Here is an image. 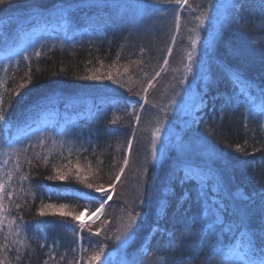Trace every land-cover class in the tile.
I'll return each instance as SVG.
<instances>
[{"label": "trees", "instance_id": "16d2710c", "mask_svg": "<svg viewBox=\"0 0 264 264\" xmlns=\"http://www.w3.org/2000/svg\"><path fill=\"white\" fill-rule=\"evenodd\" d=\"M197 2L199 0H190L193 4ZM145 3L146 0H14L10 6H5L0 11V78L4 80L0 92L5 93L6 107L10 96L5 89L16 88L19 83L24 82L29 73V65L32 75V80L26 88L19 90L23 95L11 97L13 102L8 108V116L15 123L9 131H0V149L9 146L19 148L26 145L29 140L35 143L41 135L46 138L43 148L37 145L34 150L29 148L27 154L33 159L34 164L39 165L38 167L30 168L23 156L20 157L21 171L28 173L31 179L21 184L14 174L13 180L7 182L15 185L17 189L21 186L25 189L14 192L12 197L15 203L22 205V208L16 209L13 206L6 214L8 218H16L17 224L21 223L19 217L25 222L19 235L13 234L7 241L12 248V251L7 253L8 256L14 258L15 249L17 247L21 249L23 254L21 264L25 261L28 264H43L48 258L46 253L49 252L50 246H55V260H50L49 264H56L61 255L66 259L60 264H67V260L79 256L80 243L74 242L75 233L79 231L78 221H72L70 216L61 217L59 214L41 218L37 215V210L41 202L57 205L64 203L69 205L66 211H84L87 208L89 211H86V214L90 215L98 206L94 198L99 194L85 188L74 179L68 181L44 179L46 175L52 174L51 165L45 167L41 161L36 160L33 153L49 155L54 162L59 163L57 159L61 150L59 142L72 141L75 143L74 152L75 148L81 145L88 147L87 152L81 153L79 162L82 170L84 167H91L93 175L89 176V179L92 182L103 183L107 187L114 178V171L118 170L112 168L114 158L115 161L122 163L123 151L120 149L126 148V141L133 133L131 124L134 121L125 113L129 110V103H135L139 98L125 89L112 85L109 81L89 82L78 77L88 74L95 68L105 72L114 61L118 65L128 64L129 72L124 78L127 79V76L131 75L134 81L144 79L145 73L154 75V72L159 70L163 57L167 54V47L171 43L170 35L175 31L174 16L170 7L167 12L159 10L166 7L164 5H155L152 9L145 10L142 7ZM259 4L260 0H248V5L239 13V18L224 25L209 65H206L204 70L197 66L196 79L190 77V83L194 84L198 94L197 105L199 96L207 92L205 98L207 107L201 105V111L192 112V107L187 106L183 112L178 108L173 109L170 114V122L167 123L170 135L167 138L164 156L149 165L148 196L144 205L147 220L144 227L136 231L126 246L129 258L135 256L137 264H162L163 257H167V264H174L181 256H191L193 264H201L205 259L206 249L199 247V236L202 235L200 224L192 228L191 244L179 243L186 233L188 224L183 215H177L173 211L175 199H172L173 207L167 210V218L161 221V227L175 234L172 247L167 246V238H161L159 233L154 237H148L150 226L159 215L156 211L157 196L170 170L177 171L179 175H183V171H180L183 169L202 176L216 177L225 186V196L229 193L242 192L255 197L261 187L258 181L264 176V131L261 130L260 124L264 121H261L257 114L256 119L248 121V130L245 129L244 115L248 105L243 97L235 95L236 90L227 79V70L234 69L241 72L255 86L264 88V21L260 18ZM68 6H71L70 15L62 18L58 9ZM185 15L182 13L181 31L169 57L167 71L162 72L161 76L153 81L155 88L149 91V101L155 102L158 106L168 102L173 88L182 93V87L173 76L183 75L180 57L182 49L188 44L186 37L190 35L186 31ZM210 15H215V10H212ZM62 19L70 24L69 37L64 46L46 45L37 48L42 43L46 44L44 34L33 42L24 43L23 35L38 27L55 25ZM205 23L207 27L208 22ZM205 34L204 30H201L202 38ZM141 48L145 49L143 54L140 52ZM36 49H39L42 55L39 58L33 56L30 61L25 62L23 55L30 54ZM136 60H142L144 63L139 65L131 63ZM100 62H103V67ZM5 65L9 66L8 72L3 70ZM173 68L179 71L174 73ZM120 70L123 71L122 68ZM229 96L233 97L232 103L226 104ZM117 102L118 108H114L113 105ZM145 108L147 110L141 113L142 120L136 128L130 163L121 182L115 187L113 199L106 205L112 232L118 226L117 218L123 216L124 200L131 201L137 194L135 187L138 183L137 169L147 154L150 129L157 114V109L149 105ZM47 111H56L58 119H54L52 125L41 126L39 116ZM62 114H65V117H62ZM117 116L121 119L116 124H111L110 121ZM205 129H213L217 134L209 135ZM73 131L76 135H71ZM53 140L57 143L53 144ZM246 140L248 141L246 151L253 154L242 155L235 152V146L244 145ZM91 145H95V154ZM66 148L67 144L65 155ZM255 148L261 151L254 152ZM4 159H9L7 165L2 163ZM71 159L73 164H76L77 157L73 155ZM100 160L103 164L99 163ZM15 161V156L7 158L0 155V167L5 172L15 167ZM41 185L45 187L35 190L36 186ZM30 186L35 190L34 200L26 191ZM212 186L213 182L210 181L205 189L209 199L213 196ZM199 188V183H188L183 187L177 185L174 188L175 197L178 198L185 189L195 194ZM5 190L12 191L7 185ZM8 203L5 196V204ZM189 206L191 211L187 214L188 218L193 215L199 216V204L195 201L191 205L185 204V208ZM104 218L102 215L90 225L95 229ZM41 220L47 223L37 229L36 224ZM7 225L6 219L4 232L0 233V243L5 242L4 233L8 231ZM84 236L87 238L90 233L85 231ZM146 237L150 240L151 248V254L148 255L138 253ZM91 239L95 241L102 239V236ZM15 240L21 243L14 244ZM221 243L225 250L231 247L234 243L233 235L231 233L224 235ZM41 244H45V247L41 248ZM84 245L87 246V239ZM108 245L106 252L113 251L114 245L111 242H108ZM74 248L75 254L72 251ZM13 264H16L14 259Z\"/></svg>", "mask_w": 264, "mask_h": 264}, {"label": "snow or ice", "instance_id": "6c2138e0", "mask_svg": "<svg viewBox=\"0 0 264 264\" xmlns=\"http://www.w3.org/2000/svg\"><path fill=\"white\" fill-rule=\"evenodd\" d=\"M14 0H0V11L3 10L5 6H10ZM155 5H164L161 11H169V7L174 16V27L175 31L170 35V41L167 47V54L163 57V63L159 66V70L154 72V75L144 74V79L134 81L132 76H127L125 79V74L129 72V65H118L115 61L108 66V70L101 72L100 68L92 69L88 74L81 75L78 78L82 81L89 82H104L109 81L112 85H116L119 88L125 89L128 93L134 94L139 99L135 103H129V110L125 113L127 116L132 117L134 123L131 124L133 128L132 136L126 141V148L120 150L123 151L122 163L115 161L112 165L114 171V178L105 187V184H96L89 179V176L93 175L91 167H84L79 162L80 155L83 152L88 151V147L81 145L78 148L75 147V143L72 141L61 140L60 152L57 157L59 163L54 162L49 155H41L40 153L34 152V156L37 161H41L45 167L51 165L50 175H46L44 179L48 181H68L75 180L77 183L82 184L85 188L98 193L99 195L95 197L96 204L93 211V215L97 213L102 214L105 218L100 221V226L93 229L92 226L86 225L84 223H79V231L75 233L76 241L80 243L79 256L78 258L67 260V264H137V259L135 256L129 258V254L126 251V246L129 240L133 238L136 231L143 228L145 221L147 220V214L145 212L144 205L146 204V197L148 196V174L150 171L149 165L160 160L164 156L165 149L168 144V140L165 139L169 129L166 124L169 123V117L172 113L173 106L177 104L176 97L180 95V92L175 88L172 90V95L166 104L158 106L155 102L149 101V91L155 88L153 83L157 77L161 76L162 72H166V66L169 65V57L173 53L174 45L177 42V35L181 31L182 27V13H185L184 20L186 21L185 27L187 33L188 44L182 49V55L180 57L181 68L183 71L182 76H173L174 80H178V83L183 87L186 82L190 83V77L196 79L197 73L195 71L196 67L199 66L201 70L205 69L206 65H209L212 54L214 53L216 46L219 43L221 31L225 24L231 23L239 18V13L248 5V0H226V2H221V0H199V2L193 4L190 0H146V3L142 5L145 10L152 9ZM71 6L61 7L58 12L62 18H67L70 15ZM215 10V15H210V12ZM260 18L264 21V0H260L259 4ZM195 13V15H193ZM255 17L253 16V20ZM208 26L206 27V23ZM247 24L248 21H245ZM190 24V26H188ZM201 30L206 33L203 38L201 36ZM247 31V28L245 29ZM127 39V38H126ZM55 47V45H53ZM143 54L145 52L144 48L140 49ZM42 52L36 49L32 53H26L23 55V60L28 62L34 56L39 58ZM117 60H119V54H117ZM99 62V61H98ZM101 67H103V62ZM133 64H142V60L132 61ZM123 69L121 71L120 69ZM3 70L5 72L9 71V66L5 65ZM172 71L178 72L179 69L173 68ZM227 79L233 85L236 90L235 95L237 97H243L244 102L248 105L246 114L244 115V127L248 130V121L256 119L257 114L261 121H264V88H259L254 85V83L246 79L241 72L234 69L227 70ZM32 80L31 75V65H29V73L27 74V79L19 83L16 88L5 89L8 93L10 99L7 101L8 107H6L5 93L0 92V131H9L14 126V121L9 119L8 108L12 104L11 97H21L23 95L20 89L26 88ZM4 80L0 78V87H3ZM107 87V85H104ZM134 89H136L134 91ZM207 92H203L199 96V104L196 105V111L202 110L200 107H207L206 101ZM233 97L229 96L226 99V104L232 103ZM118 103L113 105L114 108H118ZM146 105H149L153 109H157V114L155 115V124L150 129V143L148 145V152L145 155L141 166L137 169L138 171V183L135 186L137 188L136 196L131 200H124L125 207L122 209L123 216L117 218L119 223L115 231L112 232L109 225L108 213L106 210V205L109 201L113 199V192L117 183L121 182L122 176L125 173L126 168L130 163V154L132 151L133 143L136 136V128L142 120L141 113L146 111ZM239 105L237 104V107ZM221 119L223 118V112L221 111ZM121 117L110 121L111 124H116ZM260 128L264 131V123L260 124ZM147 130V129H146ZM209 135L217 134L213 129H205ZM254 132L255 129H252ZM67 134V132H66ZM71 135H76L73 131ZM90 136L92 133L90 132ZM79 139V137H78ZM53 144L57 141L53 140ZM89 140V144H90ZM248 141H245L244 145L237 144L235 146V152L242 155H252L253 153H248L246 151V145ZM46 144V138L41 135L35 143L31 140L26 145L21 147L9 146L7 148L0 149V155L11 158L16 157L15 167L13 169L4 171L0 167V233L4 232V221L8 220V231L4 233V243H0V264H13V259L16 264H21L23 259V254L21 249L17 247L15 249V256L10 257L7 253L12 251L7 241L9 238L15 234L19 235L22 227H24L25 222L22 217H19L21 223H16V218H8L6 215L11 211V207L16 209H21L22 205L20 203H15L12 200L13 193L16 191H25L21 186L19 189L15 185L7 183L12 181L14 174L23 184V182L29 181L31 179L30 175L26 172L21 171V160L20 157L23 156L24 160L27 162L29 167H38V164H34L33 159L29 158L28 151L29 148L33 150L39 145L41 148ZM67 144V155H65V145ZM93 154H95V145H91ZM261 151L259 148H255L254 152ZM77 157L76 164L72 162V156ZM87 159V157H84ZM4 165L9 163V159H4L2 161ZM103 164V161H99ZM183 175H179L177 171L170 170L165 178V181L161 185V190L156 200V211L159 213L157 219L150 226L148 232V237H154L156 234H160L161 238H167V246L172 247L175 242V234L173 231L161 227V221L167 218V210L173 207L172 199H175V206L173 211L177 215H183L185 217V222L188 224L186 233L181 238L179 243L184 245L186 243L191 244L192 242V228L200 224L202 227L200 229L202 235L199 236V247L201 249H206L205 259L201 264H264V176H261L259 183L261 185L257 195L253 197L250 193L244 194L242 192L229 193L227 196L224 195L225 186L216 177L202 176L192 173L187 170L181 169ZM5 177L7 178L5 180ZM213 182L211 199L208 198V192L205 191L209 182ZM188 183H199L200 188L194 194L192 191L185 189L182 194L176 198L175 197V186L179 185L183 187ZM6 185L11 188L12 191L6 192ZM40 187L36 186L35 190ZM35 190L30 186L26 191L32 195L33 200L35 199ZM5 196L9 203L5 204ZM50 198V197H49ZM171 198V199H170ZM199 204V216L193 215L188 218L187 214L191 211V207L185 208V204L191 205L193 202ZM227 201H230L227 202ZM27 203V201H25ZM69 209V205L61 203L59 205L53 203H43L41 202L37 215L41 218L46 216H53L59 214L61 217L70 216L72 221H80L81 216L85 214L89 209L84 211H66ZM231 217V219H227ZM99 219V216H97ZM47 223V221H38L36 224L37 229L40 228L42 224ZM15 225V227H13ZM225 229L227 232H225ZM87 231L90 233L89 237H85L84 233ZM231 233L233 235L234 243L231 247L222 245L221 239L224 235ZM102 239L92 240L91 237H101ZM148 237L145 238L141 248L138 253L145 255L151 254L150 240ZM87 239V246L84 245V241ZM108 242L114 245L113 252H106L108 248ZM14 244H19L21 241L15 240ZM41 248L45 247V244L40 245ZM54 247H49V252L46 253L47 259L43 261V264H49L50 260H55ZM73 253H76V249H72ZM115 253V255H114ZM30 255V254H29ZM116 256H119V261L117 262ZM66 257L61 255L56 264H60L64 261ZM24 264H28L27 261ZM162 264H167V257L162 258ZM174 264H193V258L191 256H181Z\"/></svg>", "mask_w": 264, "mask_h": 264}, {"label": "rangeland", "instance_id": "374dc122", "mask_svg": "<svg viewBox=\"0 0 264 264\" xmlns=\"http://www.w3.org/2000/svg\"><path fill=\"white\" fill-rule=\"evenodd\" d=\"M221 2H226V0H221ZM69 25L70 24L68 23V21L62 19V20H59L58 23H56L55 25L44 26L45 30H44L43 26L38 27L35 30H33L32 32H29L28 34L23 35L22 39L24 40V43H26L27 41L33 42L37 37H40L41 35L44 34V35H46V37H44L46 44L42 43V45L41 46L39 45L37 48H41L42 46H46V45H49L50 47H53V45H55L56 47H62L66 44V42H67L66 40L69 37L68 36L69 35L68 34L69 33L68 32ZM71 28L72 27H70V29ZM70 29H69V31H70ZM179 89H180V87H179ZM197 99H198V94L195 91L194 84L193 83H186L182 87V93H180V95L176 97L177 104L173 106V109L181 108L182 112H183L184 110L187 109V106H190V107H192V112L193 111L196 112ZM57 114L58 113L56 111L42 112L39 116V122L41 123L40 125L41 126L52 125L53 120L58 119ZM189 115H190V113H189ZM62 117H65V114H62ZM154 124H155V119L153 120V125ZM166 127L169 129V126L167 124H166ZM168 135H170L169 131H168L167 135L165 136V139H167L169 137ZM147 152H148V147H147ZM156 162H154V163H156ZM97 216H99V219H100L102 214L97 213L96 215H93V213H92L90 215H87L85 212V214L83 216H81L80 221H78V223L93 224L97 220H99V219H97ZM129 242H130V240H129ZM109 252H113V251H109ZM114 255H115V253H114ZM119 258H120L119 256H116L117 262L119 261Z\"/></svg>", "mask_w": 264, "mask_h": 264}]
</instances>
